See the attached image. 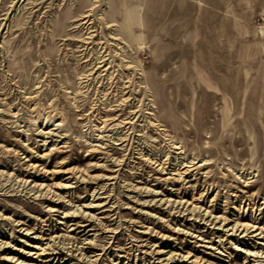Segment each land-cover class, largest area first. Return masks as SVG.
<instances>
[{
  "label": "rangeland",
  "instance_id": "374dc122",
  "mask_svg": "<svg viewBox=\"0 0 264 264\" xmlns=\"http://www.w3.org/2000/svg\"><path fill=\"white\" fill-rule=\"evenodd\" d=\"M261 230L264 0H0V264H264Z\"/></svg>",
  "mask_w": 264,
  "mask_h": 264
},
{
  "label": "bare ground",
  "instance_id": "6f19581e",
  "mask_svg": "<svg viewBox=\"0 0 264 264\" xmlns=\"http://www.w3.org/2000/svg\"><path fill=\"white\" fill-rule=\"evenodd\" d=\"M187 169V168H186ZM179 170V169H178ZM195 203V202H194ZM195 209V208H194ZM193 210V209H192ZM198 213H199V211H198ZM205 219V218H204ZM213 221V220H212ZM242 226H244V231L246 232V231H250L251 229H252V231H251V233H253V232H257V231H259L260 229H254L253 228V226H250L251 228H246V226L248 227L249 225H242ZM264 231H262L261 230V232L259 233V234H262ZM170 261V260H169Z\"/></svg>",
  "mask_w": 264,
  "mask_h": 264
}]
</instances>
